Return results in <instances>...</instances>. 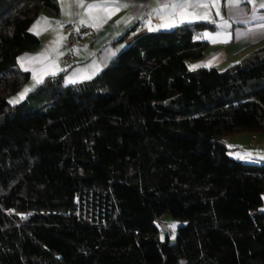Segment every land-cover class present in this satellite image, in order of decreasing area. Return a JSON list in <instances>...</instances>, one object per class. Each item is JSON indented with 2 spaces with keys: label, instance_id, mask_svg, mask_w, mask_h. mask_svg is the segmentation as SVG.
I'll return each instance as SVG.
<instances>
[{
  "label": "trees",
  "instance_id": "obj_1",
  "mask_svg": "<svg viewBox=\"0 0 264 264\" xmlns=\"http://www.w3.org/2000/svg\"><path fill=\"white\" fill-rule=\"evenodd\" d=\"M43 11L58 0H0V264H264V163L225 143L264 134V44L193 67L212 25L147 32L93 78L10 103ZM168 214L183 224L161 241Z\"/></svg>",
  "mask_w": 264,
  "mask_h": 264
},
{
  "label": "crops",
  "instance_id": "obj_2",
  "mask_svg": "<svg viewBox=\"0 0 264 264\" xmlns=\"http://www.w3.org/2000/svg\"><path fill=\"white\" fill-rule=\"evenodd\" d=\"M58 2L61 8L59 15L43 11L30 27L31 32L37 35L32 29L36 27L38 21L46 17L51 23L47 31L37 35L40 38L39 46L22 53L19 57V66L24 70L28 69L31 78L18 92V97L26 88L31 89L36 85L37 77H42L44 81L48 76H52L53 72L54 75L66 72L65 81L71 84L91 79L138 35L171 30L183 24L202 22L212 25V28H206L195 37L197 41L206 42L207 47L201 59L191 62L193 67L225 69L238 62L257 44H264V26H262L264 7H261L264 5V0H119L120 3L129 6L113 14L106 22H102L98 28H95L93 34L84 36L82 43L75 50V59L65 67L63 57L67 49L64 45L65 39L60 38L67 37V33L62 24L73 20L80 22L81 19L92 23L87 5L102 0H83L85 7L79 6V0H58ZM183 3H208L209 7L189 8V12L198 15L187 18L183 23L176 22L172 27H162L165 18L179 20L178 16L173 15L174 12L178 13L179 8L173 9L172 5ZM214 4L217 6H213ZM204 13H208V19L199 18ZM93 15L103 17L104 13L97 12ZM128 31V36L123 38ZM206 32L213 36L218 33L221 35L217 36L214 42L205 37Z\"/></svg>",
  "mask_w": 264,
  "mask_h": 264
},
{
  "label": "snow or ice",
  "instance_id": "obj_3",
  "mask_svg": "<svg viewBox=\"0 0 264 264\" xmlns=\"http://www.w3.org/2000/svg\"><path fill=\"white\" fill-rule=\"evenodd\" d=\"M79 6L80 7H85L83 0H79ZM129 5L126 3H120L119 0H102V2L99 3H91L87 5V12L92 20V23L90 26L92 27H96L98 28L100 26V24L102 22H106L107 19L111 18V16L113 14H115L116 12L120 11L122 8H127ZM213 6H217V5H213ZM167 7V6H166ZM198 7H203L205 9H207L209 7L208 3H203V4H199V3H183L180 5H172L173 9L179 8L178 13L174 12L173 15H176L179 17L178 21H173L169 18H165V23L162 24V27H172L174 26V24L176 22L179 23H183L187 18L192 17V16H197L198 14L195 12H189L188 9L189 8H198ZM261 7H264V5H261ZM97 12H103L104 16L100 17L97 15H93L94 13ZM200 19H208V13H204L203 15L199 16ZM81 24H86L88 23V21L81 19L80 21ZM51 26V23L48 21V18L44 17L41 19V21L37 22L36 27H34L32 29V31H34L37 35H40L42 31H47L48 28ZM264 26V25H262ZM206 38L212 39L214 42L217 38V36H220L221 34L218 33L216 36H213L210 33H205L204 34ZM61 40L66 39V37H61ZM60 41H57V43H59ZM227 42V41H225ZM63 53H61L62 55ZM194 67H198V66H194ZM26 71L28 69H25ZM53 75L55 74L54 72L52 73ZM43 82L42 77H37L36 78V84H40ZM74 82V81H73ZM33 87H35V85H33ZM32 89L30 88H26L17 99L9 101L10 103H19L20 100H23L24 97L27 95V93L29 91H31ZM169 227L171 228H175V224L170 225Z\"/></svg>",
  "mask_w": 264,
  "mask_h": 264
},
{
  "label": "rangeland",
  "instance_id": "obj_4",
  "mask_svg": "<svg viewBox=\"0 0 264 264\" xmlns=\"http://www.w3.org/2000/svg\"><path fill=\"white\" fill-rule=\"evenodd\" d=\"M253 135L258 136L254 137ZM225 143L228 147L227 153L231 158L245 162L264 163V134L254 132L236 133L226 136ZM262 210L264 211V207H262ZM158 224L162 226L159 239L165 241L168 237L170 241H174L178 228L183 222L168 214ZM172 224H175V228L169 227Z\"/></svg>",
  "mask_w": 264,
  "mask_h": 264
},
{
  "label": "built area",
  "instance_id": "obj_5",
  "mask_svg": "<svg viewBox=\"0 0 264 264\" xmlns=\"http://www.w3.org/2000/svg\"><path fill=\"white\" fill-rule=\"evenodd\" d=\"M90 25L91 23L81 24L77 20L66 21L62 24L63 29L67 33V37L64 40V45L67 49L63 57L65 67H68L75 59V50L82 43V38L94 33L96 27Z\"/></svg>",
  "mask_w": 264,
  "mask_h": 264
},
{
  "label": "water",
  "instance_id": "obj_6",
  "mask_svg": "<svg viewBox=\"0 0 264 264\" xmlns=\"http://www.w3.org/2000/svg\"><path fill=\"white\" fill-rule=\"evenodd\" d=\"M161 226V225H160ZM162 227V226H161Z\"/></svg>",
  "mask_w": 264,
  "mask_h": 264
}]
</instances>
